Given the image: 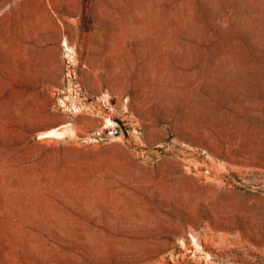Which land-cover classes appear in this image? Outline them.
I'll list each match as a JSON object with an SVG mask.
<instances>
[{
    "label": "rangeland",
    "instance_id": "1",
    "mask_svg": "<svg viewBox=\"0 0 264 264\" xmlns=\"http://www.w3.org/2000/svg\"><path fill=\"white\" fill-rule=\"evenodd\" d=\"M0 264H264V0H0Z\"/></svg>",
    "mask_w": 264,
    "mask_h": 264
},
{
    "label": "built area",
    "instance_id": "2",
    "mask_svg": "<svg viewBox=\"0 0 264 264\" xmlns=\"http://www.w3.org/2000/svg\"><path fill=\"white\" fill-rule=\"evenodd\" d=\"M69 73H67L68 75ZM118 127L103 125L91 131L88 138L91 141H108L113 139L118 134Z\"/></svg>",
    "mask_w": 264,
    "mask_h": 264
},
{
    "label": "bare ground",
    "instance_id": "3",
    "mask_svg": "<svg viewBox=\"0 0 264 264\" xmlns=\"http://www.w3.org/2000/svg\"><path fill=\"white\" fill-rule=\"evenodd\" d=\"M51 133V132H50ZM52 133H57V131L56 132H52Z\"/></svg>",
    "mask_w": 264,
    "mask_h": 264
}]
</instances>
